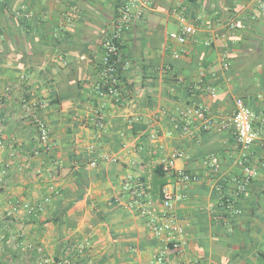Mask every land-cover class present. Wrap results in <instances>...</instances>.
<instances>
[{
	"label": "crops",
	"instance_id": "1",
	"mask_svg": "<svg viewBox=\"0 0 264 264\" xmlns=\"http://www.w3.org/2000/svg\"><path fill=\"white\" fill-rule=\"evenodd\" d=\"M121 1L0 0V264H264V169L231 208L242 175L234 129H179L180 111L205 107L218 124L241 98L258 135L248 163L264 165V14L252 18L239 0H142L123 36L115 103L100 94L102 41ZM174 7L197 28L181 46L169 39ZM233 19L242 28L231 32ZM174 151L184 154L174 168L197 183L176 186L163 173ZM161 180L183 196L170 210L180 252L151 230ZM84 242V253L69 255Z\"/></svg>",
	"mask_w": 264,
	"mask_h": 264
},
{
	"label": "built area",
	"instance_id": "2",
	"mask_svg": "<svg viewBox=\"0 0 264 264\" xmlns=\"http://www.w3.org/2000/svg\"><path fill=\"white\" fill-rule=\"evenodd\" d=\"M244 2L250 8L251 17H256L264 14V0H239ZM145 2L142 0H123L118 4L117 15L112 23V30L108 33L102 41V61H101V73L103 76V87L100 91L101 95L111 97L115 103L118 102V80L122 70L120 64V49L123 41V36L130 30L134 18L139 14L134 15L132 9L135 7L144 8ZM171 15L175 18L178 30L169 34V39L177 45H184L187 39L196 34L197 28L194 23L184 14V9L174 7L171 10ZM29 16V14H27ZM242 28V23L239 19L229 20L227 29L229 31H235ZM206 46L208 42L204 43ZM174 58L178 57L177 53L173 54ZM207 91L212 97L215 96V90L213 88H207ZM255 115L253 111L244 103L241 98H236L233 103V112L227 121H220L218 124L216 120L212 119L207 109L202 106H194L190 109L180 111L179 113V129L181 134L190 136L195 129L199 132H207L214 127L220 125L221 129L233 128L235 131L236 146L240 152V158L238 164L241 168V178L236 180V188L234 194L225 200L226 205L233 207L235 198L237 195L247 188V186L260 174V169H264V165L257 167L248 163V149L253 145L257 139V132L253 128V121ZM137 117L128 119V123L138 122ZM37 128V140L39 143L44 144L47 140V129L42 121L37 118L33 120ZM101 125V122H100ZM151 140L157 138V134L154 130L149 133ZM184 154L180 151H174L172 154L161 164V170L168 176H173L176 181V186L187 185L191 183H197L199 177L182 170H176L174 168V162L182 158ZM102 160L110 163L117 162L116 158L103 156ZM97 159H91L88 162L89 168H95L97 166ZM211 167L215 173L218 172L219 163L217 159L211 158ZM124 190H130L127 183H124ZM217 189L220 190L219 187ZM182 195L174 191L168 184H165L160 189V208L161 215L159 221H155L152 226V233L156 238L162 239L167 247H170L175 252H180L183 247V230L181 225L170 214L172 206L182 199ZM24 208L28 209V205H24ZM30 213V210H28ZM235 213L239 214L238 210ZM88 243H78L70 246L67 250L71 254L79 255L86 251ZM163 260V253L159 254L156 258L158 263ZM39 264H71L69 258H64L58 262L42 259ZM94 264V263H89Z\"/></svg>",
	"mask_w": 264,
	"mask_h": 264
},
{
	"label": "trees",
	"instance_id": "3",
	"mask_svg": "<svg viewBox=\"0 0 264 264\" xmlns=\"http://www.w3.org/2000/svg\"><path fill=\"white\" fill-rule=\"evenodd\" d=\"M191 1H194V0H191ZM156 170H157V169H156ZM159 176H160V178H161L163 175L160 174ZM164 185H165V181L161 180V181H160V186L162 187V186H164Z\"/></svg>",
	"mask_w": 264,
	"mask_h": 264
}]
</instances>
